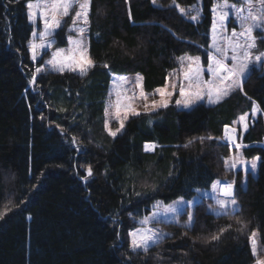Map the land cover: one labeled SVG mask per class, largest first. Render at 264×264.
<instances>
[{
    "label": "trees",
    "instance_id": "16d2710c",
    "mask_svg": "<svg viewBox=\"0 0 264 264\" xmlns=\"http://www.w3.org/2000/svg\"><path fill=\"white\" fill-rule=\"evenodd\" d=\"M28 1L0 0V212L10 209L0 218V264L255 262V231L264 247V67L218 103L143 110L117 136L106 125L113 74L142 73L152 94L183 55L209 63L213 8L224 0H175L187 15L173 0H91L94 66L86 75L36 72ZM65 29L57 45L67 44ZM254 105L260 111L243 130L238 119ZM226 126L236 129L237 144ZM239 148L259 158L257 172L225 164ZM217 181L235 182V208L217 213L215 199L201 197L175 220L158 222L163 237L147 253L132 250L130 233L156 202L190 201Z\"/></svg>",
    "mask_w": 264,
    "mask_h": 264
},
{
    "label": "rangeland",
    "instance_id": "374dc122",
    "mask_svg": "<svg viewBox=\"0 0 264 264\" xmlns=\"http://www.w3.org/2000/svg\"><path fill=\"white\" fill-rule=\"evenodd\" d=\"M242 1V0H241ZM29 2H32L33 4L36 3V0H29ZM224 1H218L215 4V8L217 9L216 13L214 14V21H215V32L212 30V44L210 46L209 50V63L205 65L203 63L202 57L200 55H193V54H185L182 57H185V59L181 60V65L177 72H172L169 78L167 79V82L157 88L164 90V95H160L156 90L150 94L147 93L144 90L143 82L144 78L137 82V77H143L142 73H129V74H113L112 80H111V86L109 90V94L107 97V103H106V125L108 131L115 132L116 135H119L126 126V120L133 114L140 113L143 110H151L155 109L157 107H160L159 104L161 101H167V104L174 102L176 105L182 108H192L196 104L205 102L208 104H214L210 103L209 95H208V85L202 84L201 88L199 89L201 98L197 99L195 96V93L197 89L195 87L189 88L188 87V80L185 79V74L188 73L190 76H194V69L199 66L200 68L204 69L202 72V75L200 77L201 80L204 81H214L218 86L225 87L229 84H232L235 77H233L230 80H227L224 82L223 85L219 84V77H213L210 72L207 71L208 65L212 64L213 67L216 66V61L220 60L222 61L226 66H231L232 63H240L243 60L244 51L245 48H237L235 52H233L232 47L235 44L239 45H246L247 43H251L252 39L246 34V35H239L244 29L240 26V21L237 19L235 9L227 8L224 9V11L229 12V16L224 20L221 21L220 16V8L219 5H221ZM50 3V0H49ZM229 5H232L234 3L228 2ZM242 2L239 4H236L237 7L241 6ZM258 7V5H257ZM79 10L77 6H73L72 9H70L69 16L66 17H58L61 19V26L59 28L55 29H49L51 31L52 35L48 37H43L41 34L45 31V17L43 13L45 11L49 12V15L47 19L49 22H51V14H50V7H39V8H33L29 9V12H35L36 15L33 17H30L31 22L34 24L36 35L32 36V39L29 43V51L30 56L32 59L33 56V49L32 45H40L41 43L48 45L47 47H37L35 49L36 52V59L32 61L37 65L38 68L44 69H50V70H57L62 66L64 68L63 71L71 70L76 73L81 74V67H85L87 70L89 67H87L86 61L88 59L92 60L90 54H89V43H88V33H87V24L83 23V20H78L75 25L72 23V18L75 14V11ZM253 11H256V8H253ZM247 8L245 7V11L241 13V15H247ZM259 15V13H257ZM68 20L67 22L65 20ZM67 23V24H66ZM246 23H252V21L249 19ZM223 25V27H222ZM63 26H66L67 34V44L60 46L57 45V37L56 32ZM84 28L85 31L83 35L80 34L79 29ZM235 29L237 36H232V31ZM251 37L254 38V42L256 47L251 49L253 53V59L255 55H258L261 52H264V30L260 29H254L251 33ZM77 41H82V43L77 46ZM230 41H232V44L230 45ZM220 48V52L216 51V48ZM87 49L85 52L84 49ZM63 49L64 52L59 57L60 63L56 65L54 68L51 64H48L47 61L51 60L53 58V55L59 50ZM236 55L238 57L237 61L232 60V56ZM187 57H199V62L195 61H189ZM39 61H41V64H37ZM94 62V61H93ZM254 67H264V63L257 62L255 64L249 65V70L245 74V76L250 72V70ZM226 72L221 73L220 75H226ZM126 79H121V78ZM244 79V78H243ZM173 85H175V88H173ZM181 86H183L185 90V95H180V89ZM147 96V99L144 98V96H141V92ZM232 92V91H231ZM169 93H171L169 95ZM151 95V96H150ZM226 97V96H225ZM224 97V98H225ZM216 98V93L214 92L211 99ZM181 101L180 104H177L176 101ZM191 101V104L189 106H185L184 101ZM222 100V99H221ZM220 100V101H221ZM154 102L157 106L153 107ZM257 113V112H256ZM256 113L247 114V119L244 121H241L238 119V123L241 125V128L243 130H246L245 125L248 127V122L251 118L255 116ZM242 116V115H241ZM240 116V117H241ZM117 124H114L116 123ZM121 123H123V127L121 128ZM112 124L118 125L116 127H113ZM232 128V129H231ZM119 129V131H117ZM226 131V138L233 142V144H237V133L236 129L233 127H227ZM153 145V144H148ZM233 157L236 158L234 169H242L245 171V169H252L251 164L253 160H256V164L258 167L259 159H246L243 157L241 148H239L233 155ZM241 159L243 160V163H241ZM230 164H233V161L231 160ZM257 167L255 169H252L254 172H257ZM220 183L217 185L216 189L214 190L213 187L210 190H203L199 191L198 195L195 196L192 200L188 201L184 198H177L173 200L170 203H163L162 201H158L154 204L153 209L151 213L146 216L148 219L147 222H145V218L142 221V224L139 228L133 230L132 232L138 230V229H152L157 233V237L160 238L161 235L163 237V232L158 224V222H164V221H170L175 220L180 213H182L187 207L191 208L196 202H198L201 197H212L215 199V202L217 203L218 199H225V200H231V197H226L223 195V189L222 184H229L232 182L229 181H219ZM216 184V183H215ZM233 192H234V185H233ZM169 206L172 208H175L176 211L172 212L169 210ZM236 206H232L229 203L228 208L223 209L220 207V205L217 203V206L213 208L214 212H222L227 209H233ZM131 232V233H132ZM255 237H251V241L255 240V246H256V252H255V262L252 264H257V261H261L262 264H264V247L260 246L258 244L257 237L258 232L255 231ZM132 241V237H131ZM152 245V244H150Z\"/></svg>",
    "mask_w": 264,
    "mask_h": 264
},
{
    "label": "snow or ice",
    "instance_id": "6c2138e0",
    "mask_svg": "<svg viewBox=\"0 0 264 264\" xmlns=\"http://www.w3.org/2000/svg\"><path fill=\"white\" fill-rule=\"evenodd\" d=\"M156 0H153V3H155ZM173 4L179 8V11L181 12V14H185L187 15L188 13H186L184 8H181L178 4L175 3V0H173ZM77 6L79 10L75 11V14L72 18V23L73 25L76 24V22L78 20H83V23L87 24L88 23V13L90 10V5H91V0H36V3L33 4L32 2H29L27 4V7L31 10L33 8H39V7H45V8H49L50 7V14H51V22H49V20L47 19L49 12L45 11L43 13L45 20V31L44 33H42L41 35L43 37H48L50 35H52L51 31H49V29H55V28H59L61 26V19L62 17H66L69 16L70 14V9L73 8V6ZM258 5V7H257ZM245 7L247 8V15H241V13H243L245 11ZM256 8V11H253V8ZM220 8V20L224 21L228 16H229V12L228 11H224V9L227 8H231V9H235V13L237 16V19L240 21V26L242 29H244V31H242L241 33H239V35H248L251 39L252 42L251 43H247L246 45H239V44H235L232 47L233 52L236 51L237 48H245L246 50L244 51V55H243V60L240 63H232L231 66H226L222 61L217 60L216 61V66L213 67L212 64L208 65L207 71L210 72L212 74L213 77H219V84L223 85L225 81L232 79L233 77H235V79L233 80L232 84H229L225 87H220L218 86L214 81H204L201 80L200 77L202 75V72L204 71V69L200 68L199 66H197L193 71H194V76H190L188 73L185 74V79L188 80V87L192 88L195 87L197 89L195 96L197 99L201 98V94L199 89L201 88L202 84H207L208 85V95H209V102L210 103H218L221 99H223L225 96H228L231 91L235 90L236 88H240L242 90V81L243 78H245V74L247 73V71L249 70V65L250 64H255L257 62L260 63H264V52L259 53L258 55H255L254 59H253V53L251 51V49L255 48V42H254V38L251 37V33L253 32L254 29H260V30H264V0H242V4L241 6L237 7L236 4H232L229 5L228 4V0H224V2L219 5ZM217 11V9L214 7L213 8V13L215 14ZM257 13H259V15H257ZM36 13L30 11L29 12V16L33 17L35 16ZM60 17V18H58ZM192 20H196L198 17L197 16H191L190 17ZM251 20L252 23H246L248 20ZM223 27V25H222ZM215 21L213 23V31L215 32ZM85 29L84 28H80L79 32L81 35H83ZM33 35L35 36L36 33H33ZM232 36L235 37L237 36V33L235 31V29H233L232 31ZM77 46H79L82 41H77ZM230 45L232 44V41L229 42ZM48 45H45L43 43H41L40 45H32V49H33V56L32 59L35 60L36 59V52L35 49L37 47H47ZM84 51L86 52L87 49L85 48ZM217 52H220V48H216ZM64 52L63 49H59L54 55L53 58L49 61H47L48 64H51L54 68L56 67V65L58 63H60L59 61V57L61 56V54ZM180 59L183 61L185 59V57H180ZM187 59L189 61H195V62H199V57H187ZM232 60L233 61H237L238 57L236 55L232 56ZM87 67H93L94 63L92 60L88 59L86 61ZM104 67H107V65H104ZM59 71H63L64 68L61 66L59 69ZM41 71H43V69L41 68H37L36 72L40 73ZM87 69L85 67H81V74L82 75H86ZM226 72V75H220L221 73ZM121 79H126V78H121ZM143 79V77L138 76L137 77V82L141 81ZM34 82V80H33ZM173 88H175V85H173ZM156 92H158L160 95H164V90L162 89H157ZM216 93V98L213 100L211 99L213 93ZM171 93H169L170 95ZM180 95L184 96L185 95V90L183 88V86H181L180 89ZM141 96H144L145 99H147V96L143 93V91L141 92ZM251 99V98H249ZM177 104H180L181 101H176ZM185 106H189L191 104V101H184ZM157 106L156 103L154 102L153 107ZM159 106L162 107H167V101H161ZM257 111H260L259 105H254L253 107V113H256ZM106 114H107V110H106ZM137 115L139 113H136ZM239 119L241 121H244L247 119V113H245L244 115H242L241 117H239ZM235 123V122H234ZM123 127V123H121V128ZM245 128H247V125H245ZM226 130H227V126H226ZM119 131V129L117 130ZM112 136H115L116 133L115 132H111L110 133ZM201 140H203L204 138H200ZM209 139H211V137H209ZM73 142H75V138H73ZM189 143H191V141H189ZM146 150L149 149H154L155 145H146L145 146ZM259 159V158H256ZM228 160H232L233 164L232 166H235L236 163V158L235 157H229L228 159L225 160V164H228ZM241 163H243V160L241 159L240 161ZM257 167L256 164V160H253L252 164H251V168L255 169ZM245 171H247V169H245ZM88 175H92V169L91 167H89L87 169ZM220 182L217 181L216 184H213V189L215 190L217 185ZM234 181L232 183L229 184H225L223 186V195L226 197H231V200H225V199H218L217 203L220 205L221 208L226 209L229 206V203L232 206H235L237 204V201L235 199L234 196V192L232 191L233 189V185H234ZM10 209H6V211H8ZM169 210L172 212H175L176 209L172 208L171 206H169ZM5 212H0V218H2V216L5 214ZM149 218H145V222L148 221ZM192 220V216L191 214H189V220H188V224L191 223ZM246 227V225H245ZM227 229H222L221 232L219 234H214L211 236V240H219L220 239V235L226 231ZM131 237H132V241H131V248L133 251H137V250H143V252L147 253L150 247V244H157L159 243V239L162 238V235L160 238L157 237V233L152 230V229H138L132 233H130ZM253 237H255V233H253ZM256 252V246H255V240L253 239V254H255ZM257 264H262L261 261H257Z\"/></svg>",
    "mask_w": 264,
    "mask_h": 264
},
{
    "label": "bare ground",
    "instance_id": "6f19581e",
    "mask_svg": "<svg viewBox=\"0 0 264 264\" xmlns=\"http://www.w3.org/2000/svg\"><path fill=\"white\" fill-rule=\"evenodd\" d=\"M225 184H222L221 186H222V189H223V186H224ZM232 191H233V189H232Z\"/></svg>",
    "mask_w": 264,
    "mask_h": 264
},
{
    "label": "crops",
    "instance_id": "0c3cea01",
    "mask_svg": "<svg viewBox=\"0 0 264 264\" xmlns=\"http://www.w3.org/2000/svg\"><path fill=\"white\" fill-rule=\"evenodd\" d=\"M231 142V141H230ZM231 143H233V142H231Z\"/></svg>",
    "mask_w": 264,
    "mask_h": 264
}]
</instances>
